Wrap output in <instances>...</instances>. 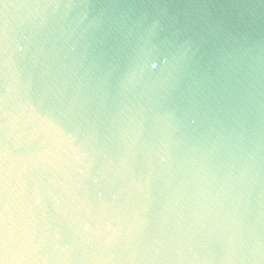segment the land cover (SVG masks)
Listing matches in <instances>:
<instances>
[{
    "label": "water",
    "instance_id": "water-1",
    "mask_svg": "<svg viewBox=\"0 0 264 264\" xmlns=\"http://www.w3.org/2000/svg\"><path fill=\"white\" fill-rule=\"evenodd\" d=\"M5 98L79 149L9 191L47 264H264V0H0Z\"/></svg>",
    "mask_w": 264,
    "mask_h": 264
},
{
    "label": "clouds",
    "instance_id": "clouds-1",
    "mask_svg": "<svg viewBox=\"0 0 264 264\" xmlns=\"http://www.w3.org/2000/svg\"><path fill=\"white\" fill-rule=\"evenodd\" d=\"M66 144L75 145V135L56 116L42 114L31 102L10 106L5 98L0 115V179L3 193L0 264H47L48 258L38 255L43 246L42 239L29 226L24 214L17 212L9 191H14L17 185L23 186V176L31 169L54 167L61 147ZM78 150L76 146L75 151ZM135 255L133 251L130 260Z\"/></svg>",
    "mask_w": 264,
    "mask_h": 264
},
{
    "label": "snow or ice",
    "instance_id": "snow-or-ice-1",
    "mask_svg": "<svg viewBox=\"0 0 264 264\" xmlns=\"http://www.w3.org/2000/svg\"><path fill=\"white\" fill-rule=\"evenodd\" d=\"M3 193H2V179H0V254H2V237H3V230H2V220H3Z\"/></svg>",
    "mask_w": 264,
    "mask_h": 264
}]
</instances>
